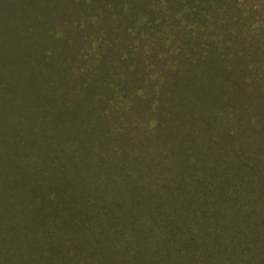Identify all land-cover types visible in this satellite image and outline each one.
<instances>
[{
	"label": "rangeland",
	"instance_id": "374dc122",
	"mask_svg": "<svg viewBox=\"0 0 264 264\" xmlns=\"http://www.w3.org/2000/svg\"><path fill=\"white\" fill-rule=\"evenodd\" d=\"M0 264H264V0H0Z\"/></svg>",
	"mask_w": 264,
	"mask_h": 264
},
{
	"label": "trees",
	"instance_id": "16d2710c",
	"mask_svg": "<svg viewBox=\"0 0 264 264\" xmlns=\"http://www.w3.org/2000/svg\"><path fill=\"white\" fill-rule=\"evenodd\" d=\"M48 122H50L53 126H55L58 123V122L55 123L54 120H52V119H50ZM204 212H208V210H205Z\"/></svg>",
	"mask_w": 264,
	"mask_h": 264
}]
</instances>
